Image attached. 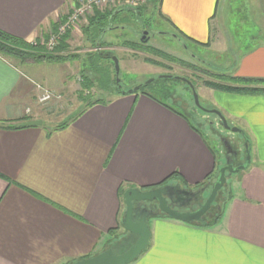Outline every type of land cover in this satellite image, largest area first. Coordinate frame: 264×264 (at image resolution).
Listing matches in <instances>:
<instances>
[{"label": "crops", "instance_id": "crops-1", "mask_svg": "<svg viewBox=\"0 0 264 264\" xmlns=\"http://www.w3.org/2000/svg\"><path fill=\"white\" fill-rule=\"evenodd\" d=\"M75 1L0 0V30L30 42ZM226 3L160 0L158 11L120 7L114 14L137 15L144 29L164 20L172 29L165 35L206 44ZM253 7L261 33L243 49L237 45L233 74L264 79V0ZM65 64L0 56V264H69L92 256L112 240L110 230L122 229L121 189H146L167 178L194 188L217 168L216 154L182 112L140 93L112 95L61 129L47 127L45 119L59 111L54 100L38 103L42 92L76 94ZM216 92L219 112L242 123L249 166L216 224L150 217L148 247L131 264H264V94ZM34 120L42 124L19 127Z\"/></svg>", "mask_w": 264, "mask_h": 264}, {"label": "rangeland", "instance_id": "rangeland-1", "mask_svg": "<svg viewBox=\"0 0 264 264\" xmlns=\"http://www.w3.org/2000/svg\"><path fill=\"white\" fill-rule=\"evenodd\" d=\"M253 3L254 0H227L224 9L223 22L220 20V23L217 24L218 19L215 18V23L210 24L213 34L210 36V40H207L206 38L207 42L206 40L204 42L206 44L185 40L179 41V39L175 37V34L171 33L170 35H165V33L169 31L171 32L172 29L164 20L160 21L159 25L156 23L151 24L152 29L149 30V39L146 43H143L140 41V34L141 31L145 29L143 23L136 20L137 15L134 17L127 13L122 16L123 18L117 16L116 20L108 26L109 28L114 29L106 30L107 27L103 32L102 39L109 43L100 50L103 52H111L116 56L119 66V87L121 90H129L132 87L143 84L147 80L156 78L159 75L185 77L195 84L199 105L205 110H218V107L215 104L217 92L204 85V82L209 80L226 82L227 80L218 77V75L221 74L234 77L233 65L237 58V45L239 44L240 46L239 50L243 49V45H250L251 37L254 36V34H257L261 29L258 19L254 18L256 10L253 7ZM137 8L144 13L145 11H158L159 5L145 2L142 6L140 5V7ZM105 11L110 10L106 9ZM149 15L152 14L149 13ZM90 17H92V15L89 16V18ZM250 22L254 24H250ZM86 25L87 23L78 25L73 29L75 31L68 35L69 37L66 43L67 49L63 52V55L69 56V58L64 62H61L62 64L66 63L65 68L67 69L68 74L73 73V76L75 77V81L73 79V82H71L72 78L67 79L68 82L73 83L74 86L70 83L69 86H71V89H75L74 91H76V94L71 91V94L67 95V97H60L59 94L47 89L45 91L51 95V98L45 102H40L38 99V103L42 104L41 106L45 105L47 102H51V100L56 101V105H58V114L49 115L48 118L45 117L46 119L44 123L47 127L66 123L80 112L85 106L84 100L79 97L81 83L85 82L87 79H92L93 82L97 79L91 65L92 56H90L96 49L85 41V36L82 33V28ZM163 28L166 31L162 32L161 29ZM216 33L217 35L215 36ZM259 33H261V31H259ZM126 41L133 42L139 46L134 48L127 46V44H123V42ZM112 42L114 44H112ZM10 62L15 63L16 61L11 60ZM180 62L187 64V66ZM105 65H108L110 73L114 72L115 75L114 66H112L110 62L105 63ZM131 85L134 86L129 88ZM170 85L176 89V94L180 93V95L184 97L185 101L191 108L195 107L194 102L191 100V93L186 87H183L179 82L171 83ZM96 93L97 89H95V87H92L89 92H85L87 96H90L91 100L96 98ZM160 98L185 114V110H183V107H181L176 99L170 100L164 96H161ZM195 111L197 116H206L208 120L212 121L215 118L213 114H208L201 110ZM196 115H193L194 118L189 116L188 120L193 126L198 127L208 145L216 151L217 168L220 169L224 163L222 156L224 150L216 144L214 137L211 136V132L205 124H196ZM185 116L187 117L186 114ZM225 119L229 126L235 127L243 132L241 122L236 121L232 117H226ZM223 135L239 140V144L242 143V136L239 133H233L231 134L232 136L225 133H223ZM240 150V155L244 156L245 152L243 151V145L240 147ZM242 173L243 171H240L227 177L223 192L217 197L218 206L216 210H218L220 205L226 200L229 191L234 192ZM204 196H208V192H206ZM209 219L210 218H205L202 222H206ZM124 232L123 228L116 231L114 235L111 236L113 237L112 240H110L100 251L117 242L122 238Z\"/></svg>", "mask_w": 264, "mask_h": 264}, {"label": "trees", "instance_id": "trees-1", "mask_svg": "<svg viewBox=\"0 0 264 264\" xmlns=\"http://www.w3.org/2000/svg\"><path fill=\"white\" fill-rule=\"evenodd\" d=\"M147 2H151L154 5H158L160 0H148ZM135 11H136L135 14L141 13V10L139 8H137ZM117 15L118 14H114L113 10L104 11V12L95 11L93 16L88 19L87 25L84 28H82V33L85 36V41H87L91 46H94L96 49L94 50L93 54H91L90 56H92L91 65L93 67L94 75H96L97 79H95V82H93L92 79L91 80L87 79L85 82L81 83L79 97L82 100H84L85 106L80 112H78L74 116L73 119L79 116L87 107L92 106L97 103L106 104L111 101L112 95L120 94L115 84L114 72L110 73L108 65H105V63L110 62V64L113 66V62L110 61V59L107 57L108 54H112V53L103 52L100 50L101 48L105 47L107 43H109V42H106V40L102 39V34L105 31V29L116 19ZM68 35H69V32H67L59 40L53 52H47L42 45L37 44L36 46H33L29 42L16 38L0 30V56L9 61L13 60L16 62H24L27 60L37 62L38 60H42V59L48 60V61L50 60L53 62H64L69 58V56L63 55V52L67 49L66 43L69 37ZM141 42L146 43L144 41H141ZM112 44L114 43L112 42ZM123 44H127V46H130L133 48L139 46L133 42H127V41L123 42ZM180 63H183V62H180ZM184 65L187 66V64H184ZM218 77L222 78L223 80H227L228 82L219 81V80L218 81L209 80V81H205L204 85L216 91L228 92V93H234V94H243V95L264 94V79H247V78H240V77H233V76L231 77V76H227L226 74L218 75ZM171 82H174V81L158 80L150 85L141 87L136 93L143 94L153 100H156L159 103H162L160 97L161 96L168 97V94L166 92L170 91L171 86L169 85ZM92 87H95V89H97L96 98L93 100H91L90 96H87V94H85V92H89L92 89ZM185 87L189 90L187 86ZM171 109L177 112L178 114L183 115L180 112L174 110L173 108ZM71 121L72 119L66 123L58 125L56 129H61L67 126ZM19 127H23V125H20ZM193 129L201 133L199 129L196 128L195 126H193ZM244 137H245V141L248 142V137L247 136H244ZM208 146L211 149V151L214 154H216V151L210 145ZM247 147L248 145L246 146V149ZM215 175H217V168L212 175L207 176L206 180L214 178ZM173 176L172 175L169 176V179ZM167 179H165L160 184L167 181ZM205 181L199 184H196L194 188L202 186L205 183ZM160 184L147 187L146 189L156 187ZM123 192L124 190L121 189L120 194H122ZM228 198H230L229 195L226 197V199ZM221 209H222V204L220 205V208L216 210V212L212 215V217H209L210 219L208 221L201 222L197 225L202 226V227H209V226L216 224L221 218V215H222ZM159 216L166 217L162 215H159ZM115 232H116L115 229L109 231V233L113 235Z\"/></svg>", "mask_w": 264, "mask_h": 264}, {"label": "water", "instance_id": "water-1", "mask_svg": "<svg viewBox=\"0 0 264 264\" xmlns=\"http://www.w3.org/2000/svg\"><path fill=\"white\" fill-rule=\"evenodd\" d=\"M114 28H107L106 30H112ZM140 41L147 42L149 39V32L145 29L141 31ZM107 57L112 60L114 71H115V84L120 94H134L141 87L150 85L158 80H172L175 82H181L188 86L194 105L200 110L206 113L215 114L222 122L223 127L232 133H244L232 126L227 124L225 117L216 109L205 110L199 105L198 95L194 84L185 77L172 76V75H159L156 78H152L144 82L143 84L137 85L129 90H121L119 87V66L116 56L108 54ZM42 121L34 120L24 122L23 126H39ZM250 163V147L248 146L245 151V163L239 166L233 167L227 163L218 169V175L216 180L210 185L208 196L200 207L192 212H180L173 209L169 205V196L167 191L171 186L164 185L161 187L150 188V189H138L128 188L123 192V203L124 212L121 218V226L125 231V236L120 238L117 242L111 244L102 251L85 257L69 264H131L134 262L148 247L150 238V229L148 225V219L152 216H166L176 221H180L187 224H199L204 220V215L211 208L214 203L218 192L225 186L227 177L232 174L238 173L245 170ZM142 203L153 204L155 211H148L145 209L144 212H139L136 207ZM144 209V208H143ZM132 237L131 242L127 240Z\"/></svg>", "mask_w": 264, "mask_h": 264}, {"label": "flooded vegetation", "instance_id": "flooded-vegetation-1", "mask_svg": "<svg viewBox=\"0 0 264 264\" xmlns=\"http://www.w3.org/2000/svg\"><path fill=\"white\" fill-rule=\"evenodd\" d=\"M136 20H139V18H136ZM149 28L150 27L148 26V28L146 29L148 32H149V30H151ZM171 83H176V82L174 81ZM179 83L182 84L183 87L186 86L181 82H179ZM169 86H171V85H169ZM175 91H176V89L174 87H171L170 91L169 92L167 91L166 93L168 94V96L174 95V98L176 99V101L181 105V107H183V110H185L184 113L187 115L188 119H189V116L194 118L193 115L194 114L196 115L195 110H200V109L197 108L195 105H194L195 107L191 108L187 104V102L185 101L184 97L181 96L180 93L176 94ZM188 91L190 92V90H188ZM191 100H192V96H191ZM208 114H213V113H208ZM213 115L215 118L212 121L208 120V118H206V116H197L196 115L195 122H196V124H199V125L205 124L207 126L208 130L211 132V136L214 137L216 144H218L220 147H222V150H224V152L222 154L223 159H224V163L222 166H224L227 163L231 164L233 167L244 164L245 163V154H244V156L240 155V152H241L240 147L243 145V151L244 152L246 151L247 144L245 143V138L241 134V136H242V143H241L242 145H241V144H239L240 143L239 140H237L233 137L229 138L228 136H224L223 133L228 134V135H231L233 133L226 130L223 127L222 122L219 120V118L215 114H213ZM196 128H198V127H196ZM217 172H218V168H217ZM217 175H218V173H217ZM217 175H215L214 178L206 180L202 186H199L196 188L180 187L176 184L171 183L169 180L165 181L164 183H162L156 187H161L164 185L171 186V188L167 191V194H166L167 196H169V202H168L169 205L173 209L180 211V212H192V211L197 210L200 207V205L203 204L205 198L207 197V196H204V194L206 192L209 193V190H210L209 187L216 180ZM156 187H153V188H156ZM223 188L218 192L217 197L221 195V193L223 192ZM217 197H216L214 203L212 204L211 208L204 215V217H203L204 219L212 217V215L216 212V209L218 206ZM136 209L139 212H144L145 209H147L148 211H155L153 204H145V203L137 205ZM125 234L126 233L124 232L123 236H125ZM131 241H132V237H130L126 243L131 242Z\"/></svg>", "mask_w": 264, "mask_h": 264}, {"label": "built area", "instance_id": "built-area-1", "mask_svg": "<svg viewBox=\"0 0 264 264\" xmlns=\"http://www.w3.org/2000/svg\"><path fill=\"white\" fill-rule=\"evenodd\" d=\"M148 0H76L68 9L59 12L55 26L40 31L36 38L29 43L33 46L42 45L47 52H53L59 40L82 23H87L89 16L95 11L116 10L120 7L137 9ZM51 95L43 91L40 102L48 101Z\"/></svg>", "mask_w": 264, "mask_h": 264}]
</instances>
